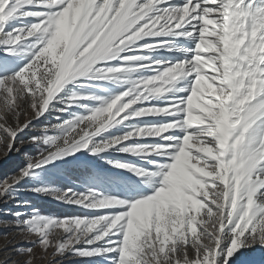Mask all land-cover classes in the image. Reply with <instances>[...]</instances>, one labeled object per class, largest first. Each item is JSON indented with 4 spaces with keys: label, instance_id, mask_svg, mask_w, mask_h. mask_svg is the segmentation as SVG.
Wrapping results in <instances>:
<instances>
[{
    "label": "snow or ice",
    "instance_id": "1",
    "mask_svg": "<svg viewBox=\"0 0 264 264\" xmlns=\"http://www.w3.org/2000/svg\"><path fill=\"white\" fill-rule=\"evenodd\" d=\"M0 151V264H264V0H0Z\"/></svg>",
    "mask_w": 264,
    "mask_h": 264
},
{
    "label": "rangeland",
    "instance_id": "2",
    "mask_svg": "<svg viewBox=\"0 0 264 264\" xmlns=\"http://www.w3.org/2000/svg\"><path fill=\"white\" fill-rule=\"evenodd\" d=\"M23 62L24 61H20L19 63L22 64ZM16 66L18 67L19 64H17ZM49 119H52V121L55 122L53 117H49ZM24 151L33 153L34 149L29 147V148H26ZM87 159H90V158L86 156L81 157V160H87ZM22 161H23V152L21 153L12 152L11 154L5 157L3 152L0 151V178L4 177L6 174L15 173L17 166L20 165ZM55 164L58 166V168L50 167L49 174L53 176H58L61 178V183L58 186H62V184L68 182L69 179L71 181L79 183V178L82 177L85 173V170L83 168L68 166V165H65L62 161H56ZM59 168H61V170L58 171ZM21 198L27 199L30 202V205L34 207H36V205L33 201L30 200V198H36L37 200H45V201H48V202H51V203H54V204H57L63 207H67V206L59 204L57 201H55L51 197L34 195L32 193H23ZM5 209H11L15 211L16 210L15 205L12 202H9L7 204L0 203V219H3V220L11 219V217L6 216L4 214ZM39 210L42 214H48V213H56V214H61V215L65 214V212L61 213V212H52V211H42L41 209ZM4 233H7V235H4ZM33 238L34 237L32 236H24L21 233H19L18 230L13 229L11 227H3L2 225H0V249H4L6 245H9V243H11V245H16L18 242L21 243L22 246L27 247L28 246L27 243H24V242L27 240H31ZM12 251H13V248L9 247L7 252H0V259H3L5 255H7L8 253H11ZM50 252L51 250H48V252H45L38 246H34L33 255H32V264H48V261L53 260V259L56 260V264H84V262H81L79 258H74L69 261H59L58 258L51 257ZM246 255L255 256L258 258L261 255H264V253L253 251L252 253H248ZM27 258H28L27 256H13L14 260H23Z\"/></svg>",
    "mask_w": 264,
    "mask_h": 264
},
{
    "label": "trees",
    "instance_id": "3",
    "mask_svg": "<svg viewBox=\"0 0 264 264\" xmlns=\"http://www.w3.org/2000/svg\"><path fill=\"white\" fill-rule=\"evenodd\" d=\"M80 171V170H78ZM33 201L37 208L41 209L42 211H52V212H65L67 213L69 210L67 207H63L45 200H37L36 198H30Z\"/></svg>",
    "mask_w": 264,
    "mask_h": 264
}]
</instances>
